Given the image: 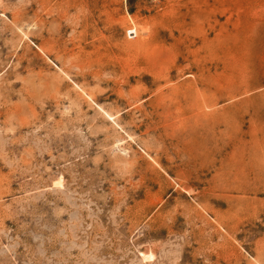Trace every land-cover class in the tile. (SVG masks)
Here are the masks:
<instances>
[{
    "label": "rangeland",
    "instance_id": "rangeland-1",
    "mask_svg": "<svg viewBox=\"0 0 264 264\" xmlns=\"http://www.w3.org/2000/svg\"><path fill=\"white\" fill-rule=\"evenodd\" d=\"M0 264H264V0H0Z\"/></svg>",
    "mask_w": 264,
    "mask_h": 264
}]
</instances>
